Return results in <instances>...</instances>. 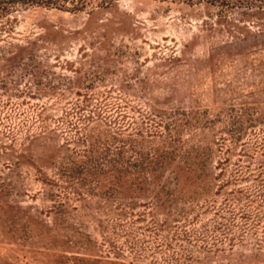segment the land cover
Instances as JSON below:
<instances>
[{
    "label": "rangeland",
    "instance_id": "obj_1",
    "mask_svg": "<svg viewBox=\"0 0 264 264\" xmlns=\"http://www.w3.org/2000/svg\"><path fill=\"white\" fill-rule=\"evenodd\" d=\"M0 22V264H264V10L119 0Z\"/></svg>",
    "mask_w": 264,
    "mask_h": 264
},
{
    "label": "trees",
    "instance_id": "obj_2",
    "mask_svg": "<svg viewBox=\"0 0 264 264\" xmlns=\"http://www.w3.org/2000/svg\"><path fill=\"white\" fill-rule=\"evenodd\" d=\"M119 0H0L1 26L8 28L14 20V14L29 7L55 8L71 12L94 11L98 7H107ZM188 4H208L217 7L222 15L229 13L250 15L264 10V0H172Z\"/></svg>",
    "mask_w": 264,
    "mask_h": 264
}]
</instances>
